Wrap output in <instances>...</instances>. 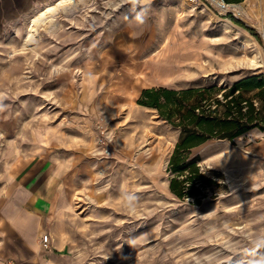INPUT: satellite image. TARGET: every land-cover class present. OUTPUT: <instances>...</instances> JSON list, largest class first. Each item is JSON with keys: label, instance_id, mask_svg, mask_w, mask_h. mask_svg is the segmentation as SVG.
Returning a JSON list of instances; mask_svg holds the SVG:
<instances>
[{"label": "rangeland", "instance_id": "374dc122", "mask_svg": "<svg viewBox=\"0 0 264 264\" xmlns=\"http://www.w3.org/2000/svg\"><path fill=\"white\" fill-rule=\"evenodd\" d=\"M55 1L0 18V264L264 261V132L195 150L218 181L217 197L197 206L168 188L178 130L137 102L145 88L264 74L248 59L258 48L218 20L241 21L262 51L264 27L190 0H83L31 30ZM260 1L250 5L258 19ZM45 174L55 176L53 215L34 233L38 258L22 262L7 237L33 209L19 183Z\"/></svg>", "mask_w": 264, "mask_h": 264}, {"label": "trees", "instance_id": "16d2710c", "mask_svg": "<svg viewBox=\"0 0 264 264\" xmlns=\"http://www.w3.org/2000/svg\"><path fill=\"white\" fill-rule=\"evenodd\" d=\"M243 0H225L241 3ZM228 19L245 28L259 42V35L232 15ZM138 104L178 130L179 137L167 164L169 191L177 199L200 206L217 197L216 176L202 169L195 150L212 141L234 142L251 131L264 132V74H249L229 82L186 88L150 87L141 91Z\"/></svg>", "mask_w": 264, "mask_h": 264}, {"label": "crops", "instance_id": "0c3cea01", "mask_svg": "<svg viewBox=\"0 0 264 264\" xmlns=\"http://www.w3.org/2000/svg\"><path fill=\"white\" fill-rule=\"evenodd\" d=\"M40 1L46 2L47 0H0V18L11 20L20 14L29 12L31 8L34 7V4ZM254 1L255 0H252L250 4L248 3L247 7L250 8V5H253ZM246 2L247 0H243L241 3L246 4ZM259 7L261 9L260 18L262 17L261 19L264 20V0L260 1ZM262 149H264V147H262ZM31 183L32 185H28L22 181L19 183V188L24 195V199L33 207L31 211L27 210L28 214H31L27 216L34 224L33 222H29L30 219L28 218L27 222L25 218H19L16 220L17 230L15 233H12L10 228L7 232V237L12 236L11 238L14 241L13 246L16 250L12 255L14 259L21 260L22 262L28 261L34 263L38 258V251H36V234L34 235V233L38 232V222L45 224L52 218L53 214L49 206L57 188H55V176L50 174H45L44 178L37 183ZM28 228H31L30 232L31 230L32 232L30 235L26 236Z\"/></svg>", "mask_w": 264, "mask_h": 264}, {"label": "bare ground", "instance_id": "6f19581e", "mask_svg": "<svg viewBox=\"0 0 264 264\" xmlns=\"http://www.w3.org/2000/svg\"><path fill=\"white\" fill-rule=\"evenodd\" d=\"M80 1H83V0H56L52 4L46 5L42 10L37 12V14L32 18L30 29L34 30V27L39 26V24H41L40 26L44 25V28L46 29H51L52 19L57 12L66 11L68 10L69 7H71L72 5L73 6L76 5ZM251 2L252 0H247L246 4L241 3V5L229 3L228 9L232 10L235 13L234 16H236L238 19L243 20V21L247 20L252 25H256L258 29H262V26H264V20L261 19L262 17L260 19L256 18L257 16H255L252 13L251 9L247 7V4L248 3L250 4ZM218 24L221 26V30L225 34L231 33L230 31L231 28H236L239 31L244 32V36L241 39V44L243 45V47H245L246 49L247 48L250 49L251 46L258 48V50L254 51L251 57L248 58L250 60L249 62L255 65L259 61L260 66L264 67V51H262L259 43L254 39V37L251 34H249L246 30L236 26L232 22L225 20V19L218 20ZM31 38H32V33L28 35L27 42Z\"/></svg>", "mask_w": 264, "mask_h": 264}, {"label": "built area", "instance_id": "2783aa9c", "mask_svg": "<svg viewBox=\"0 0 264 264\" xmlns=\"http://www.w3.org/2000/svg\"><path fill=\"white\" fill-rule=\"evenodd\" d=\"M190 3L208 5L212 7L220 15H226L227 13H232L228 9L229 3L225 2V0H190ZM261 175L262 177H264V159H262L261 162ZM48 240H49L48 236H45L43 238V243L47 244Z\"/></svg>", "mask_w": 264, "mask_h": 264}, {"label": "clouds", "instance_id": "9594fccd", "mask_svg": "<svg viewBox=\"0 0 264 264\" xmlns=\"http://www.w3.org/2000/svg\"><path fill=\"white\" fill-rule=\"evenodd\" d=\"M137 21H138L139 23H143V21L141 20L140 17H137ZM260 264H264V261L260 262Z\"/></svg>", "mask_w": 264, "mask_h": 264}]
</instances>
